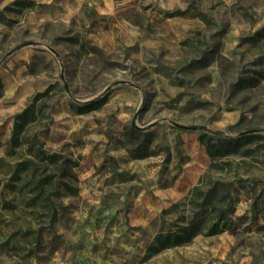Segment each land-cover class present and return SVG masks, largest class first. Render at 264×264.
<instances>
[{
  "label": "rangeland",
  "instance_id": "374dc122",
  "mask_svg": "<svg viewBox=\"0 0 264 264\" xmlns=\"http://www.w3.org/2000/svg\"><path fill=\"white\" fill-rule=\"evenodd\" d=\"M46 91L29 135L79 161L55 211L6 188ZM253 133L224 159L231 228L145 261L211 163L199 136ZM0 264H264V0H0Z\"/></svg>",
  "mask_w": 264,
  "mask_h": 264
},
{
  "label": "trees",
  "instance_id": "16d2710c",
  "mask_svg": "<svg viewBox=\"0 0 264 264\" xmlns=\"http://www.w3.org/2000/svg\"><path fill=\"white\" fill-rule=\"evenodd\" d=\"M47 95L48 91L37 95L32 104L15 116L11 154L25 145L27 148L25 154L17 158L6 188L13 192L28 189L32 205L42 201L49 210L55 211L56 205L51 199L61 186L67 184V180L75 177L73 168L79 165V161H71L63 154L44 150L38 134L29 135L31 126L43 118L42 113L36 110L35 103ZM130 132L133 135L142 134L136 126H130ZM261 139L263 136L256 133L241 135L239 139L217 141L206 134L199 136V142L206 147L211 163L185 199L162 211L160 218L164 226L147 247L145 261L167 249L187 245L200 235L215 236L231 228L234 200L227 177L231 173L232 163L224 159L250 155L253 152L251 148L242 149ZM145 156L147 154H139L133 158ZM11 207V202H6L3 208ZM167 218L171 220L168 224Z\"/></svg>",
  "mask_w": 264,
  "mask_h": 264
}]
</instances>
